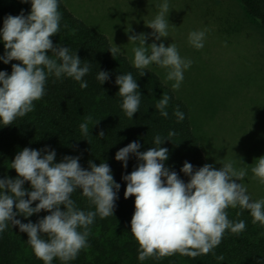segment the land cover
<instances>
[{
  "label": "clouds",
  "instance_id": "clouds-1",
  "mask_svg": "<svg viewBox=\"0 0 264 264\" xmlns=\"http://www.w3.org/2000/svg\"><path fill=\"white\" fill-rule=\"evenodd\" d=\"M20 3L30 4L28 14L21 9L18 15H6L0 27V44L4 47L0 62L5 65L19 62L11 65L10 74L0 70V125L3 126L12 125L14 120L34 110V101L45 95L48 76L71 78L79 82L81 89L88 87L83 78L90 71L89 63L82 64L77 52L54 45L50 39L60 29L59 0H20ZM157 8L154 18L145 23L152 30L150 33L128 36L134 45L131 63L140 76L152 65L164 69L165 81H172V89L178 90L192 61L182 58L174 43L166 47L162 42V38L169 37V0H159ZM149 38L153 42L146 46ZM204 38V31L194 30L188 34V43L199 50L204 46ZM113 45L108 51L114 58L121 49ZM49 51L51 55L47 54ZM96 80L103 85L109 80V73L98 71ZM115 85L122 98L120 108L132 119L141 102L137 81L129 72L117 75ZM169 99L164 95L155 105L159 115L165 118ZM173 115L177 122L184 120V113L178 107ZM89 120L91 117L79 125L83 136L89 134ZM174 135L171 130L168 138L156 135L152 141L155 146L147 151H139L140 143L132 141L114 156L123 168H127L130 155L138 161L135 169L121 179L126 182L124 198L134 196L130 232L138 241L137 259L141 262L175 253L195 258L212 252L225 230L239 234L245 229L243 220L234 223L227 218L225 210L229 207L248 211L252 223L259 222L264 227V198L253 200L240 182L247 175L246 169H237L233 161L220 163L219 169L212 164L194 169L185 161L180 168L188 177L185 182L176 171L165 166L169 152L161 145L171 141L169 138ZM104 136L103 130L97 133L100 139ZM55 159L56 151L48 145L41 149L25 147L14 156L10 168L15 170L16 177L0 178V233L9 225L17 227L19 232L26 233L28 245L43 264H52L54 258L68 264L87 248L95 217L114 216L121 185L105 162L97 165L90 160L85 169L79 163V155H66L60 162H54ZM251 172L264 185V156L255 160ZM25 182L29 183L28 188L24 187ZM77 191L94 206V211L85 212L76 207L72 194ZM41 211L47 215L40 218ZM34 214L38 216L35 223L28 220ZM17 217L28 222L23 223ZM216 259L222 261L224 257ZM256 264H264V257Z\"/></svg>",
  "mask_w": 264,
  "mask_h": 264
},
{
  "label": "trees",
  "instance_id": "trees-1",
  "mask_svg": "<svg viewBox=\"0 0 264 264\" xmlns=\"http://www.w3.org/2000/svg\"><path fill=\"white\" fill-rule=\"evenodd\" d=\"M239 2L264 30V0ZM21 9L27 15L30 4H22L20 0H0V27L6 15H18ZM58 11L61 13L60 29L50 39L54 45L60 44L68 47L72 53L77 52L82 64L89 63L90 71L83 78L88 87L81 89L79 82L71 78L56 79L55 76H48L45 95L34 101V110L14 120L12 125H0V178L5 175L16 177L10 163L17 152L25 147L41 149L45 145L50 146L56 151L54 162H60L66 155H79V163L85 169L90 160L97 165L105 162L110 166L114 180L121 185L115 201L114 216L104 219L95 217L90 226L87 248L82 249L77 258L68 264H256L257 260L264 257V227L259 222L252 223L249 212L239 207H229L225 211L230 221L235 223L243 220L245 229L239 234L225 230L220 244L212 252L195 258L175 253L160 259L149 257L143 262L137 259L138 241L130 232L134 196L124 198L126 182L121 177L130 174L138 161L130 155L127 168H123L121 162L114 159L116 151L132 141L140 143L139 151H147L155 146L152 141L156 135L162 139L168 138L167 134L171 130L175 135L169 138L171 141L166 140L161 145L169 152L166 167L176 171L179 178L187 182L188 177L180 172L183 163L187 161L196 169L207 162L192 130L187 104L175 95L159 75L147 68L144 70L145 75L140 76L139 70L120 52L113 58L108 51L112 45L106 35L72 14L62 0H59ZM3 52V44H0V55ZM47 54L51 55V52ZM13 63L19 62L11 61L7 65L0 62V70L10 74ZM98 71L109 73V80L103 85L96 80ZM129 72L136 79L141 92L139 111L134 113L132 119L127 118L121 110L122 98L115 85L117 75ZM164 95L170 98L166 108L167 118L160 116L155 109L156 103ZM177 107L184 113L181 122H177L173 115ZM87 117H91L88 121L89 134L83 136L79 125ZM100 130L105 133L101 139L97 137ZM24 187L28 188L29 183L25 182ZM72 199L76 207L85 212L95 210L79 191L72 194ZM38 215L42 218L47 213L41 211ZM17 218L23 223L28 220L35 223L38 216L34 214L28 220ZM18 256L25 259L23 264H43L28 245L26 233L9 225L0 233V264L21 263ZM217 256H223L224 259L218 261ZM52 264H61V261L54 258Z\"/></svg>",
  "mask_w": 264,
  "mask_h": 264
},
{
  "label": "rangeland",
  "instance_id": "rangeland-1",
  "mask_svg": "<svg viewBox=\"0 0 264 264\" xmlns=\"http://www.w3.org/2000/svg\"><path fill=\"white\" fill-rule=\"evenodd\" d=\"M68 10L103 33L132 60L131 34L150 33L145 23L158 12L159 0H62ZM169 37L192 64L178 90L165 81V70L148 69L188 106L191 127L207 164L219 169L233 161L247 175L240 182L253 200L264 198V185L251 168L264 156V30L239 0H169ZM131 29V31H127ZM194 30L205 32L204 46L188 43ZM153 42L146 41V46ZM157 44L160 41H156ZM221 163V164H220ZM239 183V181H237ZM23 264L25 259L18 256Z\"/></svg>",
  "mask_w": 264,
  "mask_h": 264
}]
</instances>
